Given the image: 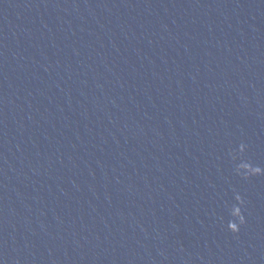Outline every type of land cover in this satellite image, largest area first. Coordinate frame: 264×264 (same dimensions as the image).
I'll use <instances>...</instances> for the list:
<instances>
[{
  "label": "water",
  "instance_id": "water-1",
  "mask_svg": "<svg viewBox=\"0 0 264 264\" xmlns=\"http://www.w3.org/2000/svg\"><path fill=\"white\" fill-rule=\"evenodd\" d=\"M0 264H264V0H0Z\"/></svg>",
  "mask_w": 264,
  "mask_h": 264
},
{
  "label": "clouds",
  "instance_id": "clouds-1",
  "mask_svg": "<svg viewBox=\"0 0 264 264\" xmlns=\"http://www.w3.org/2000/svg\"><path fill=\"white\" fill-rule=\"evenodd\" d=\"M241 151H243V148H241ZM237 173L238 174H245V178L247 177V175H260L261 174V169L259 168H249L246 170H242L239 165L237 167ZM237 199L239 200V197H237ZM232 215L234 217H236L239 221V225H242L244 223V218L241 215L240 209L239 208H235L233 210ZM239 225L235 222L229 223L228 225V230L231 231L232 233H238L239 231Z\"/></svg>",
  "mask_w": 264,
  "mask_h": 264
}]
</instances>
